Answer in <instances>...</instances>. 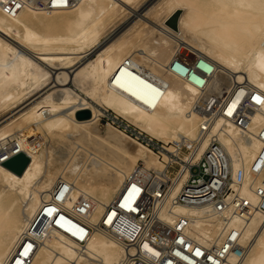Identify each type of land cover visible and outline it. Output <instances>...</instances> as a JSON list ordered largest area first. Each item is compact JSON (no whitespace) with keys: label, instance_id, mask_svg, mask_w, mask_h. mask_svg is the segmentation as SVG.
I'll return each mask as SVG.
<instances>
[{"label":"bare ground","instance_id":"obj_1","mask_svg":"<svg viewBox=\"0 0 264 264\" xmlns=\"http://www.w3.org/2000/svg\"><path fill=\"white\" fill-rule=\"evenodd\" d=\"M143 1L0 0L1 117L30 100L0 121V264H143L127 257L138 247L158 257L144 237L125 247L98 227L104 220L119 230L110 202L151 173L156 186L170 181L153 204L164 226L185 217V231L204 245L237 232L248 246L241 259L220 261L218 249L207 262L264 264V215L252 210L264 166L251 170L264 146V0H148L135 12ZM176 9L175 30L165 20ZM251 95L256 104L239 112ZM104 105L161 141L162 158L110 122L101 134ZM81 109L90 115L78 118ZM211 139L224 148L232 178L243 171L229 186L251 202L245 218L234 204L218 215L211 205L174 201L189 176L184 163L198 161ZM20 151L29 162L16 174L1 163ZM173 162L179 169L166 173ZM174 252L183 259L176 264L195 260Z\"/></svg>","mask_w":264,"mask_h":264},{"label":"built area","instance_id":"obj_2","mask_svg":"<svg viewBox=\"0 0 264 264\" xmlns=\"http://www.w3.org/2000/svg\"><path fill=\"white\" fill-rule=\"evenodd\" d=\"M193 75L199 77L197 74ZM150 92L151 91L148 90V94H150ZM248 103L256 104L253 95L242 98V104L238 108L239 112L242 107ZM198 107L200 106L198 105ZM209 111L208 107L204 112L207 113ZM242 117L245 116H241L238 122L241 121ZM126 129L128 128H125L124 131H126ZM128 131L130 135L151 147L152 150L158 154V157L162 158L159 151L161 149H165V147L161 141L142 135L137 131ZM260 137L264 142V128L260 133ZM181 147L182 150L188 149L182 143ZM184 164L188 165L189 176L182 185L179 193L175 196L174 201L194 207L211 205L213 211L217 212L218 215L226 208L227 205L234 204L235 207L232 209L233 214L239 215L242 218H245L247 214L249 215L250 211L248 209L250 208L249 205L251 202L244 199V197L239 196L229 186L231 182H235L237 184L240 183L243 177V171L239 169L236 173V179L234 180L232 178L230 172L228 171V168L230 167V160L219 142L211 139L208 142V147L205 149L203 155L198 161ZM263 166L264 146L259 153V158L251 166L253 174L260 173ZM176 168L179 169V166L173 162L172 165L167 166L166 173L172 174L175 172ZM155 176L156 175L154 173L147 175L146 178L138 176L141 180L139 182L141 185L139 190H131V185L129 184L127 187L124 186V191L120 192L119 195L112 199L108 207H111V209L115 208L118 214L121 215L120 223L122 226H120L119 230L114 231L112 226L104 223V220H100L98 223V227L104 229L106 232H109L112 237L121 242V244L125 247L130 245L138 247L137 238L144 237L145 240H147L152 246L157 247L160 252L158 257L152 258L144 255L142 251H138L139 247L134 253H130L127 249V257L129 259H132L133 261L141 260V263L143 264H176L177 260L182 261L183 259L175 254V249L179 250L181 253H185L186 255L190 254L194 257V262L190 263L187 261V264H216L207 262L206 260L208 258V252H215L218 249H220L221 252L216 256L220 259V261L225 259L227 255L231 254H233L236 259H241L244 256L248 246H242L239 244V236L237 232H230L224 241L221 239V242L207 246L198 241L196 237L191 236L187 233V231H185L187 220L185 217H177L174 221V223L178 222L176 225L173 224L171 226H164L161 220L157 218L158 216L157 213H155L156 209H154L153 204L155 197L161 199L164 196L168 189V184L166 183H169L170 181L161 180L160 184L156 186V181L159 180ZM156 189H159L158 196L153 194ZM253 192L256 195V204L253 205L252 210L259 211L264 215V179L253 187ZM231 193H233V197L229 203H226L225 198ZM127 196L128 199L125 200ZM77 203L82 205L84 204L86 206L85 198L83 196L78 199ZM127 204H130V207H126ZM132 206H134L135 209H132ZM223 220L225 222L227 219L224 218ZM54 223L55 221H53V224ZM77 223L79 226L86 225V223L81 221H78ZM56 226L59 227L58 225ZM135 226L137 227L136 231H134ZM84 229L92 231L93 227L86 226ZM63 231L76 238L75 235L67 230L63 229ZM130 235L133 236L128 238ZM85 237L86 233L83 238ZM79 241L82 242V240ZM197 248L200 249L199 254L195 252V249ZM141 257L144 259H141ZM134 263L135 262H132V264ZM136 264H138V262H136Z\"/></svg>","mask_w":264,"mask_h":264},{"label":"rangeland","instance_id":"obj_3","mask_svg":"<svg viewBox=\"0 0 264 264\" xmlns=\"http://www.w3.org/2000/svg\"><path fill=\"white\" fill-rule=\"evenodd\" d=\"M148 0H145L143 1V3L137 8V10H135V12H143L142 10V5L146 4ZM142 14V13H141ZM130 19H128L127 21H130ZM91 55V58H93V53L90 54ZM68 86H71V83L68 84ZM27 101V100H26ZM25 101V102H26ZM30 100H28L26 103H22V105L20 104L19 105V108L16 107L14 110H12L10 113L6 114L4 117H1L0 115V121L2 120H5L6 117H9V116H12L14 115L19 109H21L23 106H25ZM103 108L105 109V111L103 112V115L100 116V119L98 120V128H99V131L102 133H104L105 131V125L106 123L110 122L113 126H116L118 127L119 129H122L124 130L125 128H128L126 129V133H129L128 130H131V131H134V132H140L142 135H145L147 137H151L147 132L145 133V131H143L142 129H140L138 126H136L135 124H133L132 122H130L129 120H127V118H125L124 116H122L121 114H118L116 113L112 108L108 107V106H103ZM125 127V128H124ZM131 137H133L132 135H130ZM134 138V137H133ZM130 147H129V146ZM126 146L128 147V149L132 150V147L130 144H126ZM141 162L138 161V164H140Z\"/></svg>","mask_w":264,"mask_h":264},{"label":"water","instance_id":"obj_4","mask_svg":"<svg viewBox=\"0 0 264 264\" xmlns=\"http://www.w3.org/2000/svg\"><path fill=\"white\" fill-rule=\"evenodd\" d=\"M180 14V9H176L166 20L165 24H167L169 27L172 29H177L178 25V17ZM76 116L78 118H83L87 117L90 115V112L88 109H81L78 110L76 113ZM29 162V157L22 151L17 152L4 161H2V165L9 169L10 171L16 173V174H21L23 170L25 169L27 163Z\"/></svg>","mask_w":264,"mask_h":264},{"label":"snow or ice","instance_id":"obj_5","mask_svg":"<svg viewBox=\"0 0 264 264\" xmlns=\"http://www.w3.org/2000/svg\"><path fill=\"white\" fill-rule=\"evenodd\" d=\"M257 100H259V98H257ZM197 254H199V253H197Z\"/></svg>","mask_w":264,"mask_h":264}]
</instances>
